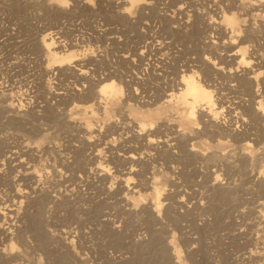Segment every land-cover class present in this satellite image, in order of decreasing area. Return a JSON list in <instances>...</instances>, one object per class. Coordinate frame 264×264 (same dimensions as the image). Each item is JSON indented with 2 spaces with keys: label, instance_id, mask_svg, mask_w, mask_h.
Returning a JSON list of instances; mask_svg holds the SVG:
<instances>
[{
  "label": "rangeland",
  "instance_id": "obj_1",
  "mask_svg": "<svg viewBox=\"0 0 264 264\" xmlns=\"http://www.w3.org/2000/svg\"><path fill=\"white\" fill-rule=\"evenodd\" d=\"M259 1L0 0V264H264Z\"/></svg>",
  "mask_w": 264,
  "mask_h": 264
},
{
  "label": "bare ground",
  "instance_id": "obj_2",
  "mask_svg": "<svg viewBox=\"0 0 264 264\" xmlns=\"http://www.w3.org/2000/svg\"><path fill=\"white\" fill-rule=\"evenodd\" d=\"M142 1L143 0H128V2L130 3L131 6L134 5V4L141 3ZM261 2L262 1L260 0L259 3L256 2L255 4H253V3L252 4L256 5V6H264V4L261 3ZM214 6H216V5H214ZM179 9H180L179 11H181V10H183V7H179ZM227 21L229 23H233L234 22V18L233 17H228ZM238 41H240V40H238ZM41 43H42L41 46H42L43 49L40 48V51H43L46 54L52 55V57L54 59L58 58L56 56L58 54V52H62V51L65 52V45L63 43H61L60 40H54L52 35L50 37L49 36L45 37L44 40H42ZM235 43H236V41H230V46L234 47ZM154 48L155 47L154 46L152 47L150 42H147L146 44L138 45L136 47V49H135L136 52H137V55H138L137 61L141 62V61L145 60L147 56L151 55L150 54L151 52L156 50V48H155V50H154ZM247 54L248 55L242 56L241 59L243 60L245 57H248V58L249 57H253L254 51H250ZM230 55H231V59L235 60L239 56V53L237 51H235V52H232ZM132 60H134V59H132ZM244 67H243V69H244ZM192 68H193V64L191 63L190 60H188L183 65V69L182 70L183 71H189V70L191 71ZM66 70L68 72L74 73L75 70H78V69H77V67L75 68L74 65H69ZM80 72L84 73L85 71H80ZM185 77L186 78L182 77V80L177 82V86H178L177 90L178 89L182 90L179 97L190 105V107H191L190 114L198 113L197 115L200 116V117L202 115L208 116L207 114L203 113L202 111L197 110V105L200 102H204V103L206 102L208 104L211 102V93H210V91L207 88H205L203 85H201L196 79H194L190 75H185ZM99 92L102 95H111L113 93H117L118 90L112 84V82H106V83L102 84ZM132 161H133V157L129 156L128 162H132ZM131 171H132V169H129V170H127L126 173L130 174ZM102 172H105V169H102ZM154 211L157 213L156 215H160L161 208L159 206V202H156V204L154 206ZM67 234H69V232H67Z\"/></svg>",
  "mask_w": 264,
  "mask_h": 264
}]
</instances>
